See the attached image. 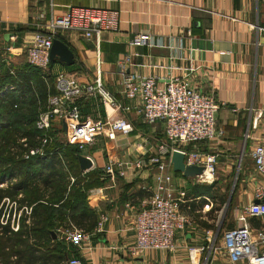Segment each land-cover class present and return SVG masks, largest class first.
Returning a JSON list of instances; mask_svg holds the SVG:
<instances>
[{
    "label": "crops",
    "instance_id": "obj_1",
    "mask_svg": "<svg viewBox=\"0 0 264 264\" xmlns=\"http://www.w3.org/2000/svg\"><path fill=\"white\" fill-rule=\"evenodd\" d=\"M71 7L118 11L117 30L104 32L98 39H85L71 32L57 34L56 39L73 53L74 63L50 61L51 69L48 66L47 70L53 76L65 73L79 84H87L92 82L96 59L100 58L104 87L124 110L113 112L93 98L83 104L81 115L98 120L111 114L134 126V132L128 136L118 134L113 141L98 137L80 151V155L92 161L89 171H80L83 175L102 172L97 174L100 184L87 191L85 212L92 217L86 219L85 225L94 226L101 216L107 220L102 232L92 234L86 248L77 252L78 259L81 264H191L190 247L205 245L208 231L215 238L220 236L222 210L210 214L212 201L204 198L201 204V198L188 194L194 184L202 183L190 184L195 180L176 177L174 173L172 178H178L176 183L172 179L175 196L184 195L179 211L189 220L185 230L175 234V251L130 252L135 242L132 226L152 194L154 171L123 167V175L111 182L103 168L109 162H133L156 151L166 141L162 124L148 127L142 123L140 100L124 99L122 81L128 75L152 76L158 83L177 76L189 87L210 94L223 104L216 115V128L223 132V137L197 147L216 154V171L230 172L243 158L251 159L252 148L264 139V0H0V78L27 64L25 50L41 31L37 17L50 20ZM137 34L150 35L159 45H130ZM246 132L249 138H245ZM262 181L258 176L255 188ZM253 200L252 194L247 204ZM191 203L196 205L193 212L189 209ZM66 222L60 219L56 223ZM248 223L253 230H264V218L249 219ZM210 225L216 226V230ZM51 239L60 242L56 234ZM72 258L75 257L70 255ZM201 260L233 264L220 250L206 251Z\"/></svg>",
    "mask_w": 264,
    "mask_h": 264
},
{
    "label": "built area",
    "instance_id": "obj_2",
    "mask_svg": "<svg viewBox=\"0 0 264 264\" xmlns=\"http://www.w3.org/2000/svg\"><path fill=\"white\" fill-rule=\"evenodd\" d=\"M39 32L34 35L32 44L25 50L27 64L46 71L50 60L49 52L53 39L59 33L71 32L82 35L85 39H98L104 32L117 30L118 11L105 8L71 7L63 15L45 20L38 16ZM41 21V23H40ZM132 46L155 47L159 44L152 36L137 34L130 41ZM100 58L96 59L95 76L92 82L79 84L73 76L59 73L55 76L56 94L47 101V110L38 115L36 128L43 132L41 144L31 149L28 156L41 155L43 147L50 141L47 132L53 128L55 119L59 120L58 129L68 145L76 146L80 151L92 145L96 138L109 141L116 136H128L134 132L133 124L125 118H113L106 114L104 118L93 120L81 115V107L90 99H97L102 106L114 112L124 110L122 105L105 89L101 80ZM161 68V66H153ZM122 96L127 101L140 100V118L144 125L153 127L162 124L165 144H160L156 151L141 156L131 162H109L103 168L106 177L114 182L122 168L133 170H153L155 186L146 204L136 214L132 226L135 242L130 250L132 254L144 251L173 253L176 249L175 234L184 231L189 220L179 211L183 194L175 196L172 187V166L170 155L174 151L183 154L186 165L202 167L203 174L208 172L210 180L202 175L194 178L196 182H213L216 172L217 156L198 149L199 143L216 142L223 137V132L216 128V115L223 104L197 89L189 87L181 78L169 76L158 83L152 76L140 77L128 75L122 81ZM260 113L258 116L260 117ZM65 124V131L62 130ZM248 132L245 138H249ZM26 156L25 158H28ZM253 167L263 181L254 190V200L244 206L235 216L236 226L222 234L219 249L214 244L215 236L206 232V244L188 249L191 264H214L202 261L206 251L221 253L233 264H264V230H253L249 219L264 218V139L257 143L250 152ZM115 167L119 170L116 171ZM258 200L259 203H254ZM105 216H101L92 232H85L72 225L59 230V239L71 245L80 253L90 242L92 234L102 232ZM17 227L14 228L16 230ZM60 264H81L78 258L65 259Z\"/></svg>",
    "mask_w": 264,
    "mask_h": 264
},
{
    "label": "trees",
    "instance_id": "obj_3",
    "mask_svg": "<svg viewBox=\"0 0 264 264\" xmlns=\"http://www.w3.org/2000/svg\"><path fill=\"white\" fill-rule=\"evenodd\" d=\"M54 79L50 71L29 64L0 78V185L5 184L0 187V264H60L70 255L78 258L71 245L52 240V234L59 236L69 225L85 232L96 226L85 225L92 217L85 212V200L87 191L100 184L97 174L102 172L83 175L77 163L80 150L61 145L59 129L47 132L50 141L41 155L28 156L41 144L43 132L36 120L56 94ZM214 183L194 184L188 193L201 198V204L204 198L212 201L210 214L228 203ZM195 206L191 203L190 212ZM60 219L67 222L56 223ZM219 229H224L223 222Z\"/></svg>",
    "mask_w": 264,
    "mask_h": 264
},
{
    "label": "rangeland",
    "instance_id": "obj_4",
    "mask_svg": "<svg viewBox=\"0 0 264 264\" xmlns=\"http://www.w3.org/2000/svg\"><path fill=\"white\" fill-rule=\"evenodd\" d=\"M55 120L56 121L53 122L54 130L58 129L59 126V120ZM57 138L60 140L61 145L65 143L61 134H57ZM234 165H237V162H234ZM213 178L214 181L211 184H215L214 182H216V188H218L221 193L225 194L228 201L227 205L221 208V222L224 224V229H222L221 234H219L220 236L216 237L214 240V244L218 247L217 249H219L223 232L227 230L230 225L233 227L236 226L235 216L247 205L252 194L254 195L258 175L254 170L251 159L245 157L242 162L238 164L237 168L233 167L230 172H221L218 170ZM172 179L176 183L178 178ZM191 182L193 184L196 183V181H189L190 184H192ZM200 183H202V185L209 184L208 182ZM1 186H5V184L0 185V187Z\"/></svg>",
    "mask_w": 264,
    "mask_h": 264
},
{
    "label": "water",
    "instance_id": "obj_5",
    "mask_svg": "<svg viewBox=\"0 0 264 264\" xmlns=\"http://www.w3.org/2000/svg\"><path fill=\"white\" fill-rule=\"evenodd\" d=\"M49 60H58L64 65H72L74 63V55L66 44L58 39H53L49 52ZM62 128L63 131H65L66 127L64 123ZM77 162L80 171L83 173L92 168V161L85 156L78 155ZM170 164L172 166V172L181 174V176L185 179H194L202 175L204 171L202 167L186 165L183 161V154L178 151L171 153ZM261 202L264 203V199ZM254 203H259V201L255 200ZM52 237L55 238V234H52Z\"/></svg>",
    "mask_w": 264,
    "mask_h": 264
},
{
    "label": "bare ground",
    "instance_id": "obj_6",
    "mask_svg": "<svg viewBox=\"0 0 264 264\" xmlns=\"http://www.w3.org/2000/svg\"><path fill=\"white\" fill-rule=\"evenodd\" d=\"M63 124V123H62ZM210 174L208 173V172H205L204 174H203V176H202V179H204V180H210Z\"/></svg>",
    "mask_w": 264,
    "mask_h": 264
}]
</instances>
